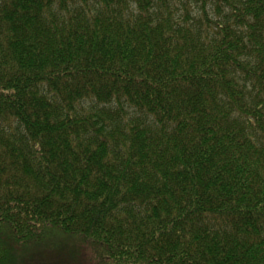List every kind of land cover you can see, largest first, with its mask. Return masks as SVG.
I'll return each mask as SVG.
<instances>
[{
    "label": "trees",
    "instance_id": "obj_1",
    "mask_svg": "<svg viewBox=\"0 0 264 264\" xmlns=\"http://www.w3.org/2000/svg\"><path fill=\"white\" fill-rule=\"evenodd\" d=\"M50 233L264 264V0H0V264Z\"/></svg>",
    "mask_w": 264,
    "mask_h": 264
},
{
    "label": "rangeland",
    "instance_id": "obj_2",
    "mask_svg": "<svg viewBox=\"0 0 264 264\" xmlns=\"http://www.w3.org/2000/svg\"><path fill=\"white\" fill-rule=\"evenodd\" d=\"M74 240L76 239L72 236L50 233L46 234L41 242H28L27 244L24 243L25 247L21 249L19 253L24 258V260L27 261V263L32 259L33 262H36L37 264H80V262L81 264H99L93 255H88L90 250L88 251L87 249H80ZM5 243L8 246L7 241ZM55 244L60 246V248H54L55 250L49 249L48 253L42 256V254L46 252L48 248L54 246ZM56 252L59 253V260L55 259V257L51 254ZM84 254L85 257H83ZM10 255V250L8 248V260ZM14 261L15 260H13V262ZM9 263L11 264L10 261ZM17 263L20 264V262ZM112 264L116 263L112 262Z\"/></svg>",
    "mask_w": 264,
    "mask_h": 264
}]
</instances>
